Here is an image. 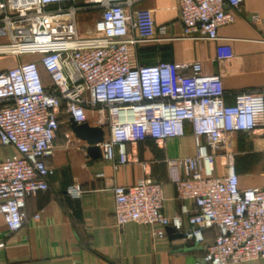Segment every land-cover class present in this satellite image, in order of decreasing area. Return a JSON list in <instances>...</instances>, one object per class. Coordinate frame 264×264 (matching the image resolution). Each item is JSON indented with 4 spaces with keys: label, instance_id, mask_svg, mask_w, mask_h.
I'll use <instances>...</instances> for the list:
<instances>
[{
    "label": "built area",
    "instance_id": "2783aa9c",
    "mask_svg": "<svg viewBox=\"0 0 264 264\" xmlns=\"http://www.w3.org/2000/svg\"><path fill=\"white\" fill-rule=\"evenodd\" d=\"M139 1L0 0V55L18 59L0 71V144L17 151L0 158V216L7 232L26 222V198L49 186L54 168L45 159L63 118L101 127L97 145L113 168L133 161L128 143L183 136L188 122L195 153L167 159L166 165L176 198L191 201L194 211L182 204L180 214L165 215L163 182L146 174L113 187L115 226H149L153 238L164 237L170 226L183 239L204 244L193 264L264 261V178L242 188L227 148L231 133H264V87L237 92L226 103L221 75L204 72L200 61L141 63L139 44L156 39L157 29L151 10L134 8ZM244 1L177 0L179 38L215 42L214 60L230 58L231 46L218 30L235 19ZM93 11L98 17L92 31L82 34L79 16ZM217 157L222 175L216 173ZM69 189L80 195L77 186ZM206 229L214 231L209 243ZM5 245L1 239L0 249Z\"/></svg>",
    "mask_w": 264,
    "mask_h": 264
},
{
    "label": "crops",
    "instance_id": "0c3cea01",
    "mask_svg": "<svg viewBox=\"0 0 264 264\" xmlns=\"http://www.w3.org/2000/svg\"><path fill=\"white\" fill-rule=\"evenodd\" d=\"M134 8L151 10L157 29L156 39L139 44L141 63L200 61L204 72L221 75L226 103H232L237 92L264 87V0H245L235 12V19L219 28L222 41L232 49V56L222 62L214 60L215 42L179 38L182 24L177 0H141ZM252 15L258 19H252ZM161 26H166L165 33L159 32ZM4 41L1 36L0 42ZM144 54L147 56L143 57ZM17 61L13 55L1 54L0 71ZM183 74L190 75L191 69H184ZM67 123L61 130L59 127L52 155L45 159L54 168L47 190L25 200L26 222L18 231L8 234L0 216V240L6 244L0 249V264H193L201 258L204 244L183 239L174 228L168 226L164 237L153 238L149 226L135 222L122 228L115 226L113 214V187L131 185L146 174L163 182L165 215L180 214L182 204L189 212L194 211L191 201L176 198L166 165L167 159L195 153L190 123H186L185 133L180 137L159 143L152 140L128 143L127 153L133 161L117 168L104 160L101 152L92 158L86 142L77 138L70 121ZM227 148L240 186L259 185L264 178V172L258 168L264 163V133L260 130L231 133ZM15 154L13 146L0 144L1 159ZM215 166L218 175L224 174L221 162ZM72 185L79 188V196L70 191ZM36 213H40L38 220L32 218ZM181 220L182 230H186L187 217L181 215ZM213 236V229H206L205 243L211 242ZM240 264H264V261Z\"/></svg>",
    "mask_w": 264,
    "mask_h": 264
},
{
    "label": "water",
    "instance_id": "95a60500",
    "mask_svg": "<svg viewBox=\"0 0 264 264\" xmlns=\"http://www.w3.org/2000/svg\"><path fill=\"white\" fill-rule=\"evenodd\" d=\"M70 126L75 136L86 142L87 153L92 158L100 156V149L97 143L103 139V129L99 126H91L88 123L76 124L71 120ZM178 236L183 237L182 233H179Z\"/></svg>",
    "mask_w": 264,
    "mask_h": 264
},
{
    "label": "rangeland",
    "instance_id": "374dc122",
    "mask_svg": "<svg viewBox=\"0 0 264 264\" xmlns=\"http://www.w3.org/2000/svg\"><path fill=\"white\" fill-rule=\"evenodd\" d=\"M97 17H98V12L96 11L84 13L79 16V30L81 31L82 34H88L92 31L94 20ZM146 56H147L146 54L143 55V57ZM67 124L68 123L66 118H63L62 123L60 125L61 126L60 130ZM214 162L217 166H219L220 163L219 157L215 158ZM258 168H261L262 172H264V163L258 165Z\"/></svg>",
    "mask_w": 264,
    "mask_h": 264
}]
</instances>
